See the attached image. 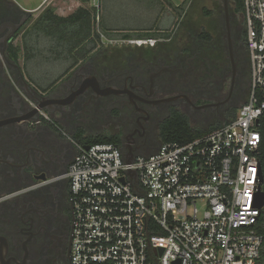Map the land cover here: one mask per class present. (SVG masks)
I'll return each instance as SVG.
<instances>
[{
    "label": "flooded vegetation",
    "instance_id": "flooded-vegetation-1",
    "mask_svg": "<svg viewBox=\"0 0 264 264\" xmlns=\"http://www.w3.org/2000/svg\"><path fill=\"white\" fill-rule=\"evenodd\" d=\"M192 1L154 46L102 41L77 66L35 85L12 54L32 16L0 0V264H71L74 205L65 174L89 139L152 155L173 113L204 130L237 115L251 88L243 1L223 0L221 34L185 26ZM24 19L6 45L9 24Z\"/></svg>",
    "mask_w": 264,
    "mask_h": 264
},
{
    "label": "built area",
    "instance_id": "built-area-1",
    "mask_svg": "<svg viewBox=\"0 0 264 264\" xmlns=\"http://www.w3.org/2000/svg\"><path fill=\"white\" fill-rule=\"evenodd\" d=\"M242 1L251 59L247 102L210 133L165 143L130 164L114 143L81 147L65 174L74 205L71 264H261L264 0Z\"/></svg>",
    "mask_w": 264,
    "mask_h": 264
},
{
    "label": "trees",
    "instance_id": "trees-1",
    "mask_svg": "<svg viewBox=\"0 0 264 264\" xmlns=\"http://www.w3.org/2000/svg\"><path fill=\"white\" fill-rule=\"evenodd\" d=\"M83 4H88L90 0H79ZM161 6V10L164 8V3L162 0H154ZM169 6L173 8L169 9L168 13H160L161 18L158 26L154 29L153 26L150 28V14L148 12H142L143 8L135 3V0H107L105 4V9L109 13L107 21L105 17L101 20V25L103 32L108 37H120L124 40H134V39H159L164 37H169V33L172 27L177 25V21L183 16L186 6L191 2V0H184L180 6L174 5L171 0H166ZM112 2L118 3V8L126 7L127 5H132L136 7L139 13L136 14V19L138 20V25H133L131 28L121 27L116 21V10L114 11V5ZM112 3V4H111ZM144 4V9H150V0H146ZM106 13V14H107ZM118 13V12H117ZM158 17V13L156 15ZM149 17V18H148ZM93 21L94 15L91 10L80 8L76 13L70 15L67 18L59 17L55 15L53 8H48L44 14L39 18L37 23L27 31L22 38V48L13 47L12 54L14 59L18 61L20 53H24L25 65H29L34 58H36V53L40 51L47 44L48 50L52 52L50 55L43 53L42 64L44 69H50L53 66L56 59L59 60L66 59L64 62L71 64V68L77 66V64L86 59L94 50H96L100 43V35H95L93 32ZM109 21V22H108ZM162 32L163 34L155 33L154 31ZM133 32L125 33L124 32ZM114 32H121L119 35H114ZM137 32V33H135ZM154 32V33H153ZM48 55V56H47ZM46 56V57H45ZM47 59V60H46ZM58 61V60H57ZM61 62V61H60ZM42 67L37 68L38 70L43 69ZM45 76L47 73L42 72ZM44 76H42L44 78ZM234 115L231 118H235ZM221 124L215 127L204 130L201 128H193L190 125L189 119L180 113H173L172 116L165 121L162 125L160 138L163 144L169 142H179V143H189L192 142L203 135L210 133L211 131L221 127ZM261 130L263 135L261 152V164L264 173V120L261 123ZM114 140L109 137H94L89 139L90 144L96 143H113ZM264 191V184H263ZM258 231L264 236V211L261 217ZM264 264V245L262 249V261Z\"/></svg>",
    "mask_w": 264,
    "mask_h": 264
},
{
    "label": "rangeland",
    "instance_id": "rangeland-1",
    "mask_svg": "<svg viewBox=\"0 0 264 264\" xmlns=\"http://www.w3.org/2000/svg\"><path fill=\"white\" fill-rule=\"evenodd\" d=\"M14 2L19 8H26L29 12H33L32 14V21L28 24L26 29L21 33L20 37L15 42V46L22 48V38L23 35L29 31L39 20L38 12H34L36 8L41 6L44 0H11ZM59 5V8H62V15H70L75 11L77 8V4L80 2L79 0H57ZM137 3H140V7L144 9L143 5L146 4V0H137ZM184 0H171V2L176 5L180 6L181 3H183ZM164 3V8L160 11L161 13H168L169 9L172 10L169 6V3L166 0H162ZM190 3V2H189ZM189 5V4H188ZM187 5V6H188ZM97 6V7H96ZM89 10L92 11L94 15V21H93V32L95 35H100L101 40L104 42H108L109 39H120V37H108L106 34L102 31V25L101 20L103 17H105V21H107L109 13L105 12V0H99V4H95L94 0H90V2L86 5ZM222 8H223V0H193L191 7L188 12V17L185 20V26H188L191 31L198 32V31H205L209 33H218L221 34L222 30ZM117 7H114V10H116ZM148 12V10H145ZM107 13V14H106ZM116 14V21L121 27H127L131 28L134 24L138 25V20L136 19V7L135 5H127L126 7L118 9V13ZM150 14V11L147 15ZM181 20V18H180ZM109 22V21H108ZM178 23L180 21H177ZM176 23V24H178ZM134 25V26H135ZM176 26V25H175ZM172 27L171 31L175 28ZM156 32V30L154 31ZM121 32H114V35H119ZM125 33H133L131 31L124 32ZM101 41V43H102ZM100 43V44H101ZM20 64L24 65V53H20ZM42 71V70H40ZM25 74L28 75V78L32 79V72L31 69H29V65L24 68ZM248 100V99H247ZM247 102V101H246ZM245 102V103H246ZM191 127L193 128H200L201 126L195 122H192L189 120Z\"/></svg>",
    "mask_w": 264,
    "mask_h": 264
},
{
    "label": "crops",
    "instance_id": "crops-1",
    "mask_svg": "<svg viewBox=\"0 0 264 264\" xmlns=\"http://www.w3.org/2000/svg\"><path fill=\"white\" fill-rule=\"evenodd\" d=\"M106 1L107 0H105V3H106ZM137 2L138 1L135 0V3L138 6H140V3H137ZM112 3L111 4L114 5V7H118L119 6L117 2H112ZM58 5H59V3H58L57 0H44L43 3L41 4V6H39L38 8H36L34 12H36V13L38 12V14H39L38 18H40L48 8H53L55 15H57L59 17L67 18L70 15H73L74 13H76L80 8L89 9V8L86 7L87 4H83V3L79 2L77 4V8L75 9V11H73V13H71L70 15L65 16V15H62V10L63 9L62 8H59ZM105 5H107V4H105ZM143 7H144V5H143ZM160 7H161L160 4H158L156 1L150 0V9L147 8V9H143L142 10V12H146L145 10H148V13L150 11V28L153 26V28L155 29L158 26L159 22H160V18H161ZM20 9H22V8H20ZM118 9H120V8H118ZM22 10L28 11V9H26V8H24ZM105 11H106V9H105ZM136 11H137V13H139L138 10H136ZM117 12H118V10L116 9V13ZM157 13H158V17L156 16ZM135 33H137V32H135ZM155 33L163 34L162 32H157V31ZM48 49L49 48L47 47V44H45L44 47L42 49H40V51L38 53H36V56L37 57L34 58L32 60V62L29 64V69H31V72L33 70V72H32L33 73L32 74V79L30 81H32V83L35 84V85H40L41 83H43L46 80V78H43L42 77V76H44L43 73H42L43 71H45L47 73L46 74L47 77H49L53 73H55L56 75H58V74L62 73L61 72L62 70H66V69H70L71 68V64H69L68 62H64L66 60L65 58L62 59V60H59L57 58L56 59V62H54L53 57H52L51 58L52 59L51 61H53V63H54L53 66H52V68H50V69H44L43 68L44 66L42 64V59H43L42 57H44L43 56V53H47L48 55H50L52 53ZM24 65H25V58H24ZM26 67H27V65L24 66V68H26ZM40 67L43 68V69H41L42 71H40V70L37 69V68H40ZM45 82H47V80Z\"/></svg>",
    "mask_w": 264,
    "mask_h": 264
},
{
    "label": "water",
    "instance_id": "water-1",
    "mask_svg": "<svg viewBox=\"0 0 264 264\" xmlns=\"http://www.w3.org/2000/svg\"><path fill=\"white\" fill-rule=\"evenodd\" d=\"M228 3V0H225V4ZM25 13L29 14L31 17L33 12H28V11H24ZM28 19H24L21 23L19 24H9L10 28L12 29V34L10 36H8L5 40V44L8 45L10 40L26 25ZM16 67L20 70V66L19 65H16ZM23 77V80H24V83L26 84L27 87H29V89L35 93V94H39L38 91L28 82L25 80L24 76L22 75ZM44 110L43 108L41 107H38L37 109H35L34 111L35 112H40ZM84 148L86 150H89L90 146L89 145H86L84 146ZM126 158H127V163L130 164L133 159H134V155L131 154V153H127L126 155ZM260 182L261 184L263 185L264 184V173H263V168H262V164H261V167H260ZM258 203H257V208L259 209H264V191L262 190V188L259 189V194H258ZM176 264H180V262H177Z\"/></svg>",
    "mask_w": 264,
    "mask_h": 264
}]
</instances>
